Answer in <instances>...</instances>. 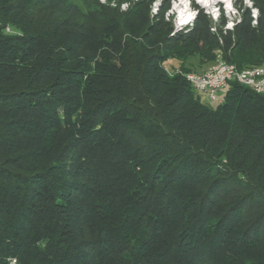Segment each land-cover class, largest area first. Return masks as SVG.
I'll list each match as a JSON object with an SVG mask.
<instances>
[{
  "label": "trees",
  "instance_id": "obj_1",
  "mask_svg": "<svg viewBox=\"0 0 264 264\" xmlns=\"http://www.w3.org/2000/svg\"><path fill=\"white\" fill-rule=\"evenodd\" d=\"M114 2L0 0V264H264V97L182 73L263 66L264 0L227 32Z\"/></svg>",
  "mask_w": 264,
  "mask_h": 264
},
{
  "label": "clouds",
  "instance_id": "obj_2",
  "mask_svg": "<svg viewBox=\"0 0 264 264\" xmlns=\"http://www.w3.org/2000/svg\"><path fill=\"white\" fill-rule=\"evenodd\" d=\"M101 2L105 3L107 0H101ZM162 2L163 0H153L151 5V13H156L158 11L159 5ZM170 2L171 7L165 12L164 18L167 20L173 16V13H175V17L172 21L175 31L181 30L185 25H189L198 15L199 8H192L193 0H170ZM234 3H236L235 7ZM195 4L199 5L200 8H203L205 13L209 15L214 21L218 20L221 16L220 7L214 5L222 4L223 14L227 18V23L224 26L225 32L234 27V22H240L241 13L245 10V8L251 9L252 26H256L258 23L257 18L260 15L259 8L253 7V0H242V3L237 2V0H195ZM180 5H182V7ZM111 6L116 7L114 0ZM119 8L121 12L126 11L129 8V3L127 0L121 3ZM211 31L215 32L216 28L212 27ZM11 264H17V260L13 258Z\"/></svg>",
  "mask_w": 264,
  "mask_h": 264
},
{
  "label": "built area",
  "instance_id": "obj_3",
  "mask_svg": "<svg viewBox=\"0 0 264 264\" xmlns=\"http://www.w3.org/2000/svg\"><path fill=\"white\" fill-rule=\"evenodd\" d=\"M237 69L234 65L219 63L218 68H209L200 73L191 72L192 82H187L193 91L207 101L209 104L220 105L224 101V97L228 93L229 88L238 84L246 88L248 79L264 78V65L260 72H246V68L242 69V77H236L235 81H228V74L235 73ZM257 94L264 97V85H260Z\"/></svg>",
  "mask_w": 264,
  "mask_h": 264
},
{
  "label": "rangeland",
  "instance_id": "obj_4",
  "mask_svg": "<svg viewBox=\"0 0 264 264\" xmlns=\"http://www.w3.org/2000/svg\"><path fill=\"white\" fill-rule=\"evenodd\" d=\"M67 1L70 4L76 5L82 13H87L89 11L96 10L97 9V2H101V0H67ZM193 2L195 3V0H193ZM180 6L182 7V5H180ZM197 6H199V5H197ZM214 6L220 7L221 12H223V5L222 4H220V5H214ZM199 8H200V6H199ZM201 9H203V8H201ZM172 17L174 19L175 13H173V16ZM216 54H217V56H219V53H216ZM218 62H222L219 57H218V59L215 62H213V63H211V64H209L207 66H200L198 64L197 59L189 58L186 61V63H185V68H186L185 69V72H182V73H185L186 74L189 71H193V72H196V73L204 72V71L208 70L209 68L213 67ZM162 66H163V68L166 70V72L170 76H174L175 74H180L181 71H182L181 70L180 63L177 62V61H175V60H173V59L172 60H170V59L167 60L165 63H163ZM201 99H202V102L209 104L203 98H201ZM210 105L215 106L213 104H210ZM11 261H12V259H9L8 260V263L11 264Z\"/></svg>",
  "mask_w": 264,
  "mask_h": 264
},
{
  "label": "bare ground",
  "instance_id": "obj_5",
  "mask_svg": "<svg viewBox=\"0 0 264 264\" xmlns=\"http://www.w3.org/2000/svg\"><path fill=\"white\" fill-rule=\"evenodd\" d=\"M223 63V62H220ZM218 64L214 65L211 68H218ZM263 68V66H257L252 68H246V72H260V70ZM236 77H242V70H235V73H229L228 74V81H235ZM187 82H192V74L186 75ZM260 85H264V78H252L248 79V86H250L249 89H252L254 93H257V89H260Z\"/></svg>",
  "mask_w": 264,
  "mask_h": 264
}]
</instances>
